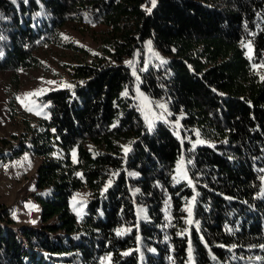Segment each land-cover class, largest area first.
<instances>
[{"label": "trees", "instance_id": "trees-1", "mask_svg": "<svg viewBox=\"0 0 264 264\" xmlns=\"http://www.w3.org/2000/svg\"><path fill=\"white\" fill-rule=\"evenodd\" d=\"M145 42L163 59L140 88L177 130L134 97ZM52 44L76 62L0 151L40 161L39 222L0 211V264H264V0H0V71Z\"/></svg>", "mask_w": 264, "mask_h": 264}, {"label": "rangeland", "instance_id": "rangeland-1", "mask_svg": "<svg viewBox=\"0 0 264 264\" xmlns=\"http://www.w3.org/2000/svg\"><path fill=\"white\" fill-rule=\"evenodd\" d=\"M61 30L64 39L69 38L81 45H90L87 34L84 37L79 34L83 32L82 27L69 24ZM149 45V42H145L139 52L127 62L134 78V97L148 125L157 121H165L175 129L176 124L170 121L166 104L162 101L150 100L140 88V77L137 70L140 68L145 71L150 63L163 59V56ZM34 55L39 62L35 67L28 70L11 68L0 71V139H5L9 143L6 148H0V151L4 153H7L9 149H17L24 145L26 123L39 118L44 111L38 98L65 83L67 79L65 66L76 62L72 59L70 52L56 44L41 46ZM140 62L141 67L138 66ZM47 81H52V83L49 84ZM40 89L44 91L39 96L25 98V94ZM160 104H163L165 108L158 107ZM26 108H31L32 111ZM9 164L11 167L8 166ZM39 164L38 158L31 156L28 152H23L17 158L0 163V211H8L17 225H38L40 207L33 195L39 193L34 187ZM181 164L184 169V161L181 160L176 168L177 174ZM79 196L81 199V194Z\"/></svg>", "mask_w": 264, "mask_h": 264}, {"label": "snow or ice", "instance_id": "snow-or-ice-1", "mask_svg": "<svg viewBox=\"0 0 264 264\" xmlns=\"http://www.w3.org/2000/svg\"><path fill=\"white\" fill-rule=\"evenodd\" d=\"M154 2H155V0H153V4H154ZM149 47H150V45H149ZM248 47H249V51H251L250 45ZM47 83L51 84L52 81H47ZM66 86L71 87V85H66ZM43 91H44L43 89H40V90L35 91V92L27 93V94H25V98L33 97V96H39ZM126 94L127 93H125V95ZM18 99H19V97H18ZM158 107L165 108V106L163 104L158 105ZM26 110L32 111L31 108H26ZM150 126H151V124H150ZM125 151H127V149H125ZM178 175H180L181 178H183V179H188L187 174L183 172V165L182 164L180 166V169L178 170ZM189 183H191V181H189ZM188 214H189L188 223L191 224L192 223V221H191V214H192L191 208H188ZM118 234H120V233H118ZM189 255L191 256V250H189Z\"/></svg>", "mask_w": 264, "mask_h": 264}, {"label": "built area", "instance_id": "built-area-1", "mask_svg": "<svg viewBox=\"0 0 264 264\" xmlns=\"http://www.w3.org/2000/svg\"><path fill=\"white\" fill-rule=\"evenodd\" d=\"M8 166L11 167V164H9ZM9 167H8V168H9Z\"/></svg>", "mask_w": 264, "mask_h": 264}]
</instances>
